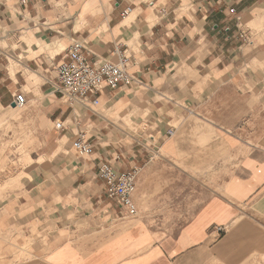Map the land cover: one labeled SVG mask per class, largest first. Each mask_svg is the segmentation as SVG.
Instances as JSON below:
<instances>
[{"label":"crops","instance_id":"crops-1","mask_svg":"<svg viewBox=\"0 0 264 264\" xmlns=\"http://www.w3.org/2000/svg\"><path fill=\"white\" fill-rule=\"evenodd\" d=\"M75 40L132 82L68 102ZM0 119L52 144L0 180V264H264V0H0Z\"/></svg>","mask_w":264,"mask_h":264},{"label":"built area","instance_id":"built-area-1","mask_svg":"<svg viewBox=\"0 0 264 264\" xmlns=\"http://www.w3.org/2000/svg\"><path fill=\"white\" fill-rule=\"evenodd\" d=\"M24 2L25 0H19ZM128 11H123L122 15ZM239 38L243 42L248 41L244 32L239 33ZM83 45L80 41H73L67 49V60L56 66L57 78L62 89V96L68 102H73L91 95L92 104L97 103V94L102 83H106L110 88L119 85H128L132 82V77L126 70L127 57L121 52L118 61L115 63L106 62L96 67L82 53ZM26 102L25 96L18 93L14 103L16 107H22ZM56 128L62 129L60 121L55 123ZM172 133L171 131L169 132ZM73 147L78 155H88L92 152L90 143L86 140L84 133L79 132L73 140ZM98 175L106 183L107 195L117 200L131 214L136 212L132 194L135 190L136 169L122 173H114L109 163L103 162L98 167Z\"/></svg>","mask_w":264,"mask_h":264},{"label":"rangeland","instance_id":"rangeland-1","mask_svg":"<svg viewBox=\"0 0 264 264\" xmlns=\"http://www.w3.org/2000/svg\"><path fill=\"white\" fill-rule=\"evenodd\" d=\"M12 119L18 121L19 117ZM36 136L37 131L32 125L12 124L10 119L7 122L0 119V180L20 174L21 169L17 167L21 164L39 162L43 152L52 147L51 143L44 145V141Z\"/></svg>","mask_w":264,"mask_h":264}]
</instances>
